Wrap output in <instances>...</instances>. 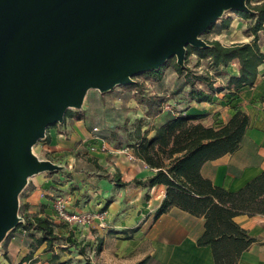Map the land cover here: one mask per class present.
<instances>
[{"label": "water", "instance_id": "95a60500", "mask_svg": "<svg viewBox=\"0 0 264 264\" xmlns=\"http://www.w3.org/2000/svg\"><path fill=\"white\" fill-rule=\"evenodd\" d=\"M253 13L247 0H0V244L22 222L29 178L57 172L34 145L82 109L89 90L135 82L188 47L227 11Z\"/></svg>", "mask_w": 264, "mask_h": 264}, {"label": "crops", "instance_id": "0c3cea01", "mask_svg": "<svg viewBox=\"0 0 264 264\" xmlns=\"http://www.w3.org/2000/svg\"><path fill=\"white\" fill-rule=\"evenodd\" d=\"M239 18L240 20L233 19L229 29H221L214 25L209 30L212 37L206 38L204 34L202 37L219 40L224 45L250 42L253 36L246 30L252 21ZM240 21L246 22L245 31L242 34L231 32L235 26L242 23ZM259 35V45L264 52V30L260 31ZM187 66L198 73L209 71L213 85L224 89L214 93L212 102H196L189 94V85L186 84L184 75L169 66L165 69L161 81L148 80L154 92L166 97L162 112L151 119L150 125H161L181 111L203 115L196 122L207 126L227 123L236 112V108L249 114L251 122L241 147L233 153L207 161L201 168L202 176L211 180L214 185L232 192L237 191L264 171V61L259 66L255 83L237 91H234L232 86L230 88L227 86L231 76L239 75L238 59H234L228 66H219L213 70L208 59L199 60L198 56L193 54ZM199 84L208 90L205 83ZM108 93L117 98L116 101L137 103L134 92L122 86H117ZM70 120L71 122H68ZM65 121L72 128L80 127L81 123L85 124V119L77 120L73 117H68ZM91 126L93 128L89 131L86 129L79 133L75 132L72 141L90 138L94 141L95 138L102 140L96 132L99 128L92 123L88 124V129ZM134 130L135 127L132 132ZM153 133L154 131L150 136ZM46 136L48 139L43 147L49 151L48 158L61 162L56 159L65 153L62 134L58 133L56 128H51ZM91 158L94 163V159L97 160L104 172L102 174L95 169L90 172V183L93 186L87 194L88 197L78 196L77 192L71 193L70 209L75 213L92 215L105 212L101 221L95 217L90 224L82 225L59 219L53 210L52 198L50 199L52 191H47L50 184L58 185L51 179L44 183L31 184L25 194L26 214L50 216L56 222L57 234L67 235L72 231L75 238L84 246L82 253L79 247L64 245L61 241L56 242L54 250L60 254L61 259L70 260L72 264H83L87 259L94 264H135L148 257L146 264H215L211 246L198 243L205 231V217L173 206L155 219V212L166 195L165 185L142 186L131 183L117 186L104 177L107 172L121 176L123 181L129 182L134 178L146 179L155 173V169L134 155L132 147L127 149L110 147L108 153L101 158L98 155ZM72 163L73 161L69 160V168ZM59 187L65 189V186ZM235 221L257 239L241 254L237 264H264V214H239ZM35 235L40 236L39 233ZM35 237L25 230L11 235L5 246L4 255L0 257V264H49L53 251L45 250L46 243L33 249ZM30 254L32 259L26 260Z\"/></svg>", "mask_w": 264, "mask_h": 264}, {"label": "trees", "instance_id": "16d2710c", "mask_svg": "<svg viewBox=\"0 0 264 264\" xmlns=\"http://www.w3.org/2000/svg\"><path fill=\"white\" fill-rule=\"evenodd\" d=\"M247 4L253 13L234 10L232 12L252 21L246 30L253 36L250 42L224 45L219 40L204 38L209 44L207 47L196 50L188 47L185 66L182 67L176 61L168 60L158 70L135 76V82L122 86L133 91L137 103L146 109L145 116L138 119L134 132L127 134L129 147L133 148L135 156L142 158L149 167L155 169V173L146 179L134 178L129 182L112 173L104 174L105 178L117 186L131 183L142 186L165 185L166 195L155 212V219L173 206L205 217V231L198 243L211 246L215 264H237L241 254L257 241L235 221V217L239 214H264V171L234 192L214 185L201 174V168L207 161L233 153L241 147L251 122L250 116L240 108H236V112L227 123L207 126L196 122L203 115L181 111L161 125H148L144 129L147 118L152 119L162 112L166 97L157 92L148 93L144 81L139 78L144 76L148 80L161 81L165 69L172 66L179 74L184 75L193 100L212 102L214 93L224 88L213 85L209 71L198 73L187 66L192 55L196 54L199 60L208 59L209 66L213 70L219 66H228L234 59H238L239 75L231 76L227 87L232 86L234 91H237L244 86H252L256 81L259 66L264 61V52L259 45V33L264 30V0L254 4L252 0H247ZM232 22L231 15L223 16L217 27L229 29ZM199 82L205 83L208 90L202 88ZM68 117L82 120L84 113L68 109L65 120ZM152 131L154 133L150 136ZM45 139H48V136ZM94 161L98 170H102L97 160ZM23 213V222H20L15 229L21 228L32 237L36 236L35 233L40 234L34 238L33 249L46 243L45 250L53 251L49 264H72L70 260L61 259L60 254L55 252L56 242L61 241L64 245L79 247L81 252H84V246L75 238L72 231L67 235L57 234L56 222L50 216L28 215L24 212V208ZM25 259L31 260L32 254ZM147 261L148 257L135 264H146ZM83 264L94 263L87 259Z\"/></svg>", "mask_w": 264, "mask_h": 264}, {"label": "rangeland", "instance_id": "374dc122", "mask_svg": "<svg viewBox=\"0 0 264 264\" xmlns=\"http://www.w3.org/2000/svg\"><path fill=\"white\" fill-rule=\"evenodd\" d=\"M260 1L262 0H252L253 4ZM230 15L233 16V19L240 20L239 16H237V14L232 11H227L224 14V17ZM242 19L245 20L246 18ZM240 22L242 23L235 26L233 28V31L231 32L236 31V34H242L243 31H245V29L247 28L246 22ZM247 22L249 23V21ZM220 23L221 19H219L215 23V26L219 25ZM228 35L230 36V33H228ZM204 37L211 38L212 35L208 31L204 33ZM170 60L174 62L176 61V58H172ZM193 63L194 61H192V64ZM139 79L144 81L146 85V91L148 93H154V91L152 90L153 88L151 87V83L150 81H148V79H145L144 76H141ZM101 98L104 99V101L101 102ZM116 99L117 98H115L113 95H110V93L108 92L101 93L96 89H91L88 91L85 97L82 109H72L73 112H77L78 110L84 113L85 124L81 123L80 127L72 128L71 126H68L67 121H65L63 122V124L57 123L47 129L48 132L51 128H56L57 132L62 134L61 137L63 138V146L65 147V153L62 156H58L56 160L61 162L56 163H61L63 169L57 172H41L29 178V182L26 188L23 190L24 192L21 193L19 196V215L21 217H23L24 215L23 208L25 194L31 184H40L42 182L44 183L45 181H48L50 179L53 182L57 183L58 185L50 184L47 187V191H52V194L50 195V199L52 198V201L54 200V196L59 194L63 197H66L69 201V195L72 196V194H76V192L78 196L84 198L88 197L87 194L93 186V184L90 183V172L94 169L96 171L98 170L95 163L90 160L91 156L95 157L96 155H98L99 158H101L102 156L108 153L110 147L112 149H127V147H129L130 142L127 134L128 132H132L138 119L145 116L146 109L141 104H138L134 101H123V103L122 101H116ZM68 122H71V120ZM92 123L99 128V131L96 132H98L97 134L102 137V140L95 138L96 140L94 141L90 138V140L79 139L77 141H72V136L73 134H75V132L79 133L80 131H84L86 129L87 131H89L93 128V126L88 129V124ZM150 124L151 119L147 118L145 126L147 127ZM45 141L46 139L43 138L39 140L33 147L34 154L40 159H50L48 158L49 151H47L43 147ZM69 160L73 161L72 166L70 168ZM99 171L102 174L104 172L103 169ZM59 185L65 186V189L60 188ZM68 207L70 213H75L72 212L70 209V202ZM21 231V228L15 229L11 232L9 237L5 238V240L1 242L0 257L4 255L5 246L7 244V241L10 239L11 235L15 233H20Z\"/></svg>", "mask_w": 264, "mask_h": 264}, {"label": "built area", "instance_id": "2783aa9c", "mask_svg": "<svg viewBox=\"0 0 264 264\" xmlns=\"http://www.w3.org/2000/svg\"><path fill=\"white\" fill-rule=\"evenodd\" d=\"M68 205L69 201L66 197H63L60 194L54 196L53 210L59 219L67 223H78L82 225H87L90 224L95 217H97L101 221L105 214V212H100L96 215H92L89 213H70Z\"/></svg>", "mask_w": 264, "mask_h": 264}]
</instances>
